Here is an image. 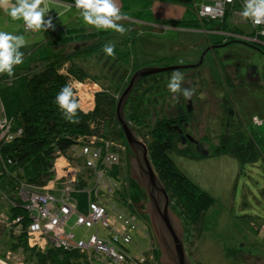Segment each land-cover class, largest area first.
I'll list each match as a JSON object with an SVG mask.
<instances>
[{
    "label": "rangeland",
    "instance_id": "rangeland-1",
    "mask_svg": "<svg viewBox=\"0 0 264 264\" xmlns=\"http://www.w3.org/2000/svg\"><path fill=\"white\" fill-rule=\"evenodd\" d=\"M114 3L120 9L122 17L126 18L125 24H123L126 29L124 36H127L128 31H130L135 37L132 48L133 55L130 54L129 57L125 56L121 59L130 70L136 64L135 62L141 64L142 67L150 66L148 64L150 62L154 64L162 61L164 62L155 65L180 64L177 61H185L184 64L198 63L203 51L209 46L208 38L216 39L221 36L218 32L224 31L221 29L223 27L222 22H226L227 29L232 28L228 31L232 34L235 33L233 39L240 40L243 37L242 34L251 38L253 35L251 34L253 33L252 24L247 17L241 15L244 8L243 2H237V8L232 6L223 17L212 19L216 20L220 30L208 28L174 31L168 29L165 33H153L152 24H169L171 21L182 17L187 12L188 6L186 7V5L174 0H151V12L141 14L130 11L133 9L131 7H134L132 4H136L134 0H114ZM189 7L192 14L199 18L192 2H190ZM126 9H130L128 14ZM132 17L134 18L130 19ZM73 18L75 26L85 25L91 29H97L95 26L85 23L78 12ZM120 21L121 19L116 23H120ZM149 22H151V26L147 25ZM114 33L122 36V33L116 30ZM242 40L254 45L251 39ZM116 41L119 42L120 38H117ZM81 45L83 46V44ZM74 46L79 45L71 43L65 48L68 51H73ZM255 46L261 47V50L251 45H245L242 48L244 52L251 55L247 61L255 66L259 65L264 74V48L259 44H255ZM227 49L228 47H220L216 52L210 50L201 66L186 68L182 73L181 88L193 90L191 99L194 100L193 104L196 107L197 115L194 132L197 139L212 150L218 143L219 137L228 128L242 125L247 133L253 130L260 145V157L241 164L237 158L227 153L192 158L176 151L171 152V157L179 169L215 199V203L205 212L201 230L198 233L191 226L186 225L184 217L180 215L178 210L174 209L172 203L171 207L182 222L184 243L193 264H264V79L258 85L244 84L242 81L239 86L243 91L241 97L233 90V86L229 89L231 81L238 80L234 78V71L228 73L232 76V80L227 81L226 78H221L219 64L222 58L225 59L228 53ZM167 59L172 60L174 64L167 65L169 63L166 61ZM228 61L231 62L229 59ZM88 64L92 71L100 72L101 65L97 63L96 59H90ZM244 71L245 68H243ZM226 74L224 73V75ZM101 81H103L102 78ZM11 83L13 81L7 86H11ZM97 87L102 88L99 83L97 86L94 82L85 83L80 90L83 91L85 88H87L86 90L89 88L98 90ZM4 88L0 87V105L3 107L0 117L3 116V119L7 118L12 122L14 112L19 109L21 104V88L9 89V91L6 89L4 91ZM16 90L19 93H16L15 96ZM175 94L173 93V96ZM224 98L230 101L229 106H227ZM152 100L154 103H151ZM170 100L173 99L168 93L164 96L158 92L152 93L146 102V107L150 108L148 109V118L151 120V118L156 119L159 114L160 116L164 115L165 107ZM158 109L161 110L158 112ZM129 123L133 127L132 123ZM137 133L143 141L146 139L145 142L150 139L149 135H146L145 129L139 128ZM184 145L186 144H181V146ZM187 145H192V142L189 141ZM125 155L124 167L127 179L123 185L132 201L140 200L143 195H140L141 191H137L139 185L131 177L130 168L132 164L129 152L126 151ZM78 196L80 199L79 208L84 210L87 206L86 195L82 193ZM112 200L110 199V202ZM105 204L111 207L108 202ZM3 206L4 204H0V210L3 209ZM76 219V214L71 216L66 226L67 231H73L76 238L88 240L92 234L97 232L95 227L76 224ZM135 223L137 227L129 230L132 236V242L128 244L130 253L137 256L147 255L149 261L152 262L151 264H156L157 259L162 264L160 249L152 230L149 229L147 219L136 213ZM106 232L105 229L101 228V235L109 239L110 237L106 235ZM12 235V233H6L4 237H0V260L8 264H33L28 261L29 253L24 246L17 244ZM8 252H11L10 259L6 257ZM152 256H154L153 259ZM91 259L92 255L87 254L79 260V263L85 264Z\"/></svg>",
    "mask_w": 264,
    "mask_h": 264
},
{
    "label": "trees",
    "instance_id": "trees-1",
    "mask_svg": "<svg viewBox=\"0 0 264 264\" xmlns=\"http://www.w3.org/2000/svg\"><path fill=\"white\" fill-rule=\"evenodd\" d=\"M191 1L181 0L188 5ZM176 23L193 28L220 30L216 20L212 19L191 17L183 21H175L174 24ZM225 24L226 22H222L221 29L230 30ZM60 38L61 41L79 46H74L73 51L64 48L53 56H46L23 73V84L20 87L21 104L14 112L12 121L15 129H21V134L12 142L0 146L2 191L10 192L9 186L14 188L17 180L22 178L42 184L50 175L56 152L67 153L85 134L125 141L116 116V107L118 96L125 90L131 75L142 67L135 62L130 70L121 61L125 56L133 55L135 38L133 33L129 32L127 36H121L111 29H65L61 31ZM117 38H120L119 42L116 41ZM106 45L113 46V55L104 52L103 48ZM89 58L96 59L101 65L99 73L92 71L88 64ZM174 71L182 74L184 69L152 74L140 79L127 101L126 116L137 131L139 128L146 130V135L150 138L146 143L152 163L170 196L174 209L184 217L186 225L191 226L198 233L205 212L215 203V199L179 169L171 157L173 151L192 158L202 157L196 151L194 144L181 146L183 143L180 134L173 130L168 122L170 117L168 108L170 105L175 106L177 96L184 98L182 91L178 90L173 96V92L167 87ZM87 79L99 83L102 87V90L96 93L95 106L92 110L86 112L79 105L75 113H68L56 103V97L65 85L72 86L75 80ZM8 81L0 78V87ZM181 82L182 79L180 84ZM72 91L73 99L78 101L73 87ZM157 92L162 96L168 93L173 100L167 102L164 115L159 114L156 119L150 120L148 118L150 108L146 107V102L152 93ZM160 110L158 109V112ZM249 132L247 133L242 125L228 128L219 137L212 153L214 155L227 153L237 158L241 164L257 159L261 154L260 145L253 130ZM12 236L17 244L24 246L29 253L28 261L33 264H80L79 260L86 256L77 249L67 252L58 248H48L40 252L29 248L24 237L14 234ZM155 253L157 255V252ZM151 263L147 258L145 264ZM158 263L157 259L156 264Z\"/></svg>",
    "mask_w": 264,
    "mask_h": 264
},
{
    "label": "built area",
    "instance_id": "built-area-1",
    "mask_svg": "<svg viewBox=\"0 0 264 264\" xmlns=\"http://www.w3.org/2000/svg\"><path fill=\"white\" fill-rule=\"evenodd\" d=\"M236 1L238 0L191 2L196 7L199 18L217 19L226 15ZM247 19L253 26V35L251 38L242 34L241 39H251L252 42L264 45V34H261L264 23L256 25L251 18ZM51 28L32 30L26 28L23 22V29L28 34ZM219 33L231 38L235 34L225 30ZM85 83L93 81L75 80L72 87L80 107L87 112L94 108L96 93L102 88H85L81 91ZM94 84L97 86L96 82ZM1 112L3 107H0V114ZM19 134L21 129H15L13 122L0 117V146L12 142ZM128 148L123 140L85 134L67 153L56 152L50 175L42 184L22 178L17 180L14 188L9 186L10 192L0 189V204H4L0 210V237H4L6 233L22 236L29 248L40 252L48 248L67 252L77 249L86 255H92V259L85 264H145L149 258L147 255H133L128 248V244L132 242L129 230L137 227L133 201L123 185L127 179L124 158ZM1 158L0 154V161ZM82 193L87 200L84 210L79 208L78 195ZM110 199L113 200L110 202ZM75 214L76 224L96 228L97 232L88 240L76 238L73 231H67L68 221ZM100 227L107 231L109 239L101 235ZM8 253L6 257L10 259L11 252Z\"/></svg>",
    "mask_w": 264,
    "mask_h": 264
},
{
    "label": "water",
    "instance_id": "water-1",
    "mask_svg": "<svg viewBox=\"0 0 264 264\" xmlns=\"http://www.w3.org/2000/svg\"><path fill=\"white\" fill-rule=\"evenodd\" d=\"M249 45L256 47L250 43ZM218 46H226V44L209 45L203 51L200 61L195 64H174L168 66L154 65L144 66L137 69L131 75L128 85L118 98L116 116L122 127L125 141L131 150V155L129 153L132 161V170L130 168L131 177L135 181L139 182L147 192L148 204L145 212L151 217L155 235L161 246L160 261L162 264H193V262L189 258L184 243V228L182 222L177 216V213L173 212L170 196L155 170L150 157L148 145L138 136L137 131L130 125L127 119V101L136 84L143 77L161 72L186 69L189 67H199L203 64L206 54ZM258 49L261 50L260 48ZM178 128L183 142L190 140L196 145V151L199 154L202 156H209L213 154L212 150L208 149L197 138L191 134H183V130L179 126ZM0 264L3 263L0 262Z\"/></svg>",
    "mask_w": 264,
    "mask_h": 264
},
{
    "label": "clouds",
    "instance_id": "clouds-1",
    "mask_svg": "<svg viewBox=\"0 0 264 264\" xmlns=\"http://www.w3.org/2000/svg\"><path fill=\"white\" fill-rule=\"evenodd\" d=\"M0 6L4 7V10L13 20H22L26 28L37 30L42 27L53 26L50 17L45 20V13L49 5L43 3V0H16L11 5L6 4L5 0H0ZM75 8L85 23L93 25L97 29H114L120 33L126 31L122 24L116 23L121 19L122 13L115 5L114 0H75ZM241 15L251 18L253 24L264 23V0H245ZM261 34H264V30ZM23 44V35L0 30V72L7 71L11 74L13 71L11 65L22 62L23 53L17 49ZM103 50L108 55L114 54L113 46L106 45ZM181 76V72L174 71L167 87L173 93L178 90L182 91L184 97L190 98L193 90L181 88ZM73 97L72 86L65 85L62 91L58 93L56 103L60 104L68 113H75L79 104Z\"/></svg>",
    "mask_w": 264,
    "mask_h": 264
},
{
    "label": "crops",
    "instance_id": "crops-1",
    "mask_svg": "<svg viewBox=\"0 0 264 264\" xmlns=\"http://www.w3.org/2000/svg\"><path fill=\"white\" fill-rule=\"evenodd\" d=\"M134 1L136 2V4H132V5H134V7L131 5L132 6L131 8H133V9H131V10L126 9L127 14H128V10L133 11V12H138L141 14L146 13L148 11L151 12V3H150L151 0H134ZM174 1H177L178 3H181L183 5H186V7L188 6L187 12L182 17L171 21V23H169V24H167V23H165L166 25H162V24L154 25V24H152V26L154 27V30H152L153 33H157V32L165 33V31H167L168 29H172L174 31H179L181 29H184V30L204 29V28L187 27V26H183L179 23L174 24L175 21H183L186 19H190L191 17H195L192 14V10L190 9L188 4L182 3L181 0L180 1L174 0ZM5 2H6V4L11 5V4H14L16 2V0H5ZM43 3H47L49 5V8H48L47 12L45 13V20H47L50 17L52 20L53 26L50 30H44L43 29V30H39L38 32H36L34 34L26 33L23 29V21L22 20H13L7 14V12L4 10V7L0 6V30L12 32L13 34L23 35V37H24V44L21 45L17 49V51L23 53L22 62L20 64L13 63L11 65V67L13 69L11 74H9L7 71L0 72V78H4V80H9L8 81L9 83L13 81V83H11V86H7L9 84L8 82L3 85V87H5L4 91H5V89H6V91H9V89H16L17 87H21L23 84V73L26 69H28L33 64H36L39 59L41 60L44 57L49 56V55L53 56L55 53H58L61 49H64L65 46H68L71 44V43H66L64 41H61V38H60L61 31L65 30V29L93 30L90 27H87L85 25L75 26L73 24V21H74L73 16L78 12V10L75 8V0H43ZM237 5L238 4L236 2L234 5V6H236L235 8H237ZM234 13H236V12H234ZM133 18L134 17H132L130 19H133ZM125 19L126 18L121 17V21L119 24H122V25L125 24L124 23ZM234 22H236V21H234ZM147 25L151 26V22L147 23ZM230 29H232V28H230ZM149 31L151 32V29ZM128 32H130V31H128ZM124 33H122L123 36H124ZM220 39H222L221 36H218V38H216V39H213L212 37H210V38H208V42H209L208 45L214 44L217 41H220ZM260 46L263 47L264 45L260 44ZM157 61H159V60H157ZM166 61L169 62V63H167V65L173 63L172 60L167 59ZM163 62L164 61L156 62L154 64H151V62H150L148 64H150V66H154L155 64H158V63L161 64ZM177 62H179L180 64L185 63V61H177ZM199 70H200V68H199ZM220 71H221V78H223V79L226 78L227 81H230V79L232 77L231 75L228 74V73H231L230 69H227L226 70L227 72H225L222 69V67L220 66ZM223 71L225 74L227 73L228 75L227 74L224 75ZM209 73H210V71H209ZM217 82H220V81H217ZM241 83H238V81H235V79H234L233 82L231 81L230 86H229V89L231 88V86H233V90H235V92L240 97L242 96V92H243L241 90V87H239ZM16 93L17 94L19 93L18 90H16L14 92L15 96H16ZM8 94H9V92H8ZM227 98H224V99L226 100L227 106H229L230 101Z\"/></svg>",
    "mask_w": 264,
    "mask_h": 264
},
{
    "label": "flooded vegetation",
    "instance_id": "flooded-vegetation-1",
    "mask_svg": "<svg viewBox=\"0 0 264 264\" xmlns=\"http://www.w3.org/2000/svg\"><path fill=\"white\" fill-rule=\"evenodd\" d=\"M219 34L221 35L222 39H220V42H216L214 44H219V45L226 44V46H218L213 51L216 52V50L219 49L220 47H228V49H227L228 53L226 54L225 59L222 58L219 66H221L224 71H226L227 69H230V72L234 71L235 78H237L238 83H241L242 81L244 83H249L250 85H258V84L262 83V81L264 79V74L262 73L260 66L256 65L257 67H253L255 65H253L252 63L250 64V62L247 61V58L248 57L250 58V56H251L250 53L244 52V50L242 48L245 45L250 46V45H248L249 42L247 43L245 40H242V39H240V40L233 39V38L227 37L221 33H219ZM252 43H254V45L259 44L257 42H252ZM227 58L231 62H229ZM230 58H232V59H230ZM217 61H219V60H217ZM243 68H245L244 72H242ZM224 71H223V74H224ZM177 98L178 99L176 100L175 106L170 105V107L168 108V112L170 114L168 122L170 123V127H172L173 130L177 131L180 134L179 128H178V126H179L183 130V134H191L192 136L197 138L195 135V132H194L195 122L197 121L196 107L193 104L194 100L191 99V97L190 98H186V97L183 98V96H177ZM180 136H181V134H180ZM189 141L190 140L183 142V140H182V143L187 144ZM131 163H132V161H131ZM131 170H132V166H131ZM137 184L139 185V187H137V191L138 192L141 191L140 195H143V196L140 200H136V199L133 200V205H134L133 208H134L136 213H139L140 215L144 216L147 219L149 229H150V231L152 230L154 237L158 243V248L161 250V246L157 240V237L155 235V231L153 228V224L151 222V217L149 214H147L145 212L147 210V204H148L147 203L148 202L147 192H146L145 188H143L139 182H137Z\"/></svg>",
    "mask_w": 264,
    "mask_h": 264
},
{
    "label": "bare ground",
    "instance_id": "bare-ground-1",
    "mask_svg": "<svg viewBox=\"0 0 264 264\" xmlns=\"http://www.w3.org/2000/svg\"><path fill=\"white\" fill-rule=\"evenodd\" d=\"M128 147H129V146H128ZM128 151H129V153H131V152H130V151H131L130 148H128ZM0 262H1V260H0ZM2 263H3V264H6V263L3 262V261H2Z\"/></svg>",
    "mask_w": 264,
    "mask_h": 264
}]
</instances>
